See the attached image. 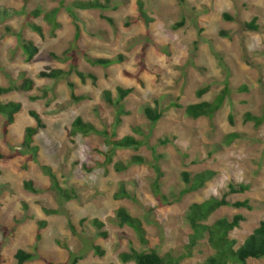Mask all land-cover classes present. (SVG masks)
Listing matches in <instances>:
<instances>
[{
    "label": "rangeland",
    "instance_id": "rangeland-1",
    "mask_svg": "<svg viewBox=\"0 0 264 264\" xmlns=\"http://www.w3.org/2000/svg\"><path fill=\"white\" fill-rule=\"evenodd\" d=\"M64 1L61 6L62 0H0V85L21 84L25 78L36 83L30 92L2 96L4 101H21L23 109L8 134L0 114V264H19V249L36 253L24 264H71L72 252L82 256L77 264H124L120 253L133 247L188 255L193 229L187 211L195 202L222 197L230 183L249 186L228 199L249 200L252 209L223 206L206 223L244 214L246 220L231 232L238 247L264 220V122L257 126L245 119L247 112L264 115V0H109L111 9H76V17L65 7L73 0ZM140 1L150 23L140 14ZM55 8H60L56 29L45 17ZM37 9L40 16L32 17ZM225 13L234 19H225ZM255 17L259 31L245 26ZM181 21L184 24L175 28ZM31 22L44 29V37ZM20 35L40 49L31 61ZM84 54L124 59L106 67L90 63ZM73 66L97 79L83 81L75 71L59 80L39 76L42 70ZM69 82L75 84L77 96L87 98L75 101ZM204 86L210 89L199 97L197 91ZM226 86L229 94L213 117L186 114L185 106L212 101ZM118 87L133 91L118 106L108 104L103 92L112 90L118 99ZM157 104L163 117L153 123L144 108ZM30 110H37L47 126L35 137L36 158L22 145L26 128L36 124ZM77 116L117 138L135 135L143 146L116 149L107 161L113 148L110 138L98 133L70 135ZM230 133L239 136L228 143ZM167 137L171 141L161 144ZM135 154L146 162L131 163ZM118 161L128 168L117 169ZM43 164L52 166L60 184L74 189L77 198H62ZM206 169L215 170V177L199 190L186 192L183 172L194 176ZM27 180H33L40 192L26 189ZM124 185L133 198L115 197ZM121 207L142 219L148 243H142L132 227L118 223ZM45 208L58 212L47 214ZM94 218L105 222L107 238L98 235ZM200 242L182 264H200L214 253L206 238ZM94 245L105 253H97ZM247 264H264V258H251Z\"/></svg>",
    "mask_w": 264,
    "mask_h": 264
},
{
    "label": "trees",
    "instance_id": "trees-1",
    "mask_svg": "<svg viewBox=\"0 0 264 264\" xmlns=\"http://www.w3.org/2000/svg\"><path fill=\"white\" fill-rule=\"evenodd\" d=\"M25 3H28L30 0H24ZM64 0L61 2V6L64 5ZM68 11L76 17V9L80 10H101L105 11L111 9V5L109 4V0L107 2H103L102 0H73L70 4L65 6ZM60 8H55L53 11L46 13L45 17L54 25V29L59 26V23L55 20L56 14L59 12ZM139 11L141 16L145 19L147 23H150L152 18L147 13L144 4L142 1L139 2ZM41 14V10H34L31 12L32 17H39ZM225 19L232 20L234 19L230 14H224ZM110 22H113V19L110 17H106ZM129 24V23H128ZM184 24V21H181L175 24V28L180 27ZM245 26L254 31L260 30V25L257 23V18H253L251 21L246 22ZM30 27L37 32L40 36L44 37V29L35 22L30 23ZM81 36L80 32L77 34V39ZM20 44L27 55V59L29 61L33 60V58L39 53V47L32 41L24 39L20 35ZM56 58H60L57 54H52ZM88 61L94 65H102V66H110L116 62H121L124 59L123 55H118L113 58H104V57H90L87 54H84ZM1 56V54H0ZM72 71H75L80 78L85 81L87 78L93 79L95 81L96 75L93 73H85L83 71L78 70L75 66L72 67L71 70H64L61 68L55 69H47L42 70L39 73L40 77H46L51 79H64L68 77ZM69 87L71 88L72 98L75 101H81L87 98L86 95L77 96L74 91L75 84L73 82H69ZM36 87V83L32 78H25L21 84H12L9 86L0 85V114L4 117V134H8L10 127L15 123L17 115L23 109V103L21 101H4L2 99L3 95H6L12 91H25L30 92ZM210 89L209 86H204L197 91L199 97H202L206 92ZM242 91L247 90V86H241ZM119 98L116 99L113 96L112 90H105L103 92V97L105 101L110 105L118 106L120 104V100L124 99L129 93L133 91L132 88L125 89L123 87H118ZM229 94V88L224 87L219 94L212 101L204 100L196 103H191L185 106L186 114L193 118L200 117H213L216 112L222 108L225 103V100ZM37 97H33L36 99ZM177 107H183L182 105L176 103ZM144 114L146 117L153 123H157L163 117V110L160 109L159 105L156 106L147 105L144 108ZM30 115L34 118L36 124L28 126L25 131L23 147H25L26 151H30L37 157L39 152V146L35 145V137L40 131L46 128V123L42 118L41 114L37 110H30ZM231 123H234L233 117L230 116ZM246 121H254L257 126L261 125L264 122V115H256L251 112L246 113ZM140 132V130H138ZM90 135L92 133H98L104 135L109 139V142L113 145L110 153L108 154L107 161H111L116 149L120 148H133L139 150L141 146H143V140L137 138L135 135L127 134L123 137L117 138L113 132H110L107 129H99L98 126L91 121H86L82 116H77L72 122V126L70 129V135L76 136L77 134ZM238 133H230L228 134V143H231L236 137H238ZM171 140L167 137L165 139H160L161 144H166ZM14 155L4 156L1 155V158L4 157H13ZM158 161V159H156ZM145 163L146 159L144 156L135 154L132 156L131 163ZM116 167L119 170H123L128 168V164H124L121 161L116 163ZM157 171L159 174L162 173L161 168L157 165ZM42 169L45 174H47L50 178L52 188L59 193V195L66 199L71 200L77 198V192L74 189L65 188L60 184V180L54 171L53 167L50 165L43 164ZM216 175L215 170L206 169L204 171L196 173L194 176L188 171L183 172V179L186 182L187 186L185 188L186 192H192L199 190L204 187L206 183L212 180ZM158 178L157 181H159ZM159 184H156V190L159 189ZM26 189L38 193L40 189L37 188L34 184L33 180H27L25 182ZM249 189L248 185L240 184L238 187L230 183L229 190L223 194L222 197L213 196L203 202H195L193 203L189 210L186 213V219L190 223L193 233L190 237V242L187 245L188 247V255L193 254V249L197 246L200 241L203 239H207V242L214 249V253L208 256L205 261L200 264H247L248 260L251 258L254 259H262L264 258V220H261L259 225L252 231L251 234L247 236L242 244L238 247V240L231 237V232L236 228L241 226V222L246 220V216L242 213L236 214L232 219L228 217H222L217 219L213 224H207L206 221L216 210L223 206H234L237 208H248L252 209V205L249 203V200L245 201H231L228 199V196L233 193L245 192ZM117 199L123 198H133V195L125 188V185L115 194ZM47 214L57 213L58 209H49L45 208ZM117 219L118 223L121 226L128 225L132 227L137 233L139 239L142 243H148L147 239V229L141 218L137 216H133L127 208L121 207L117 210ZM83 219L82 221H84ZM92 223L98 229V235L104 238L109 236V233L104 229L105 222L99 218L92 219ZM42 225H46V222L43 221ZM73 232H77L74 224H70ZM40 237V235H38ZM93 248L99 254H104L105 251L99 245H94ZM188 255H183L181 257H176L172 253H168L162 255L156 249L150 250H139L137 248H131L129 251H123L120 253L119 257L124 264H129L133 262V264H182L184 257ZM36 256L35 252H28L24 249H19L16 253V258L19 264H24L26 261L33 260ZM82 258L81 255H76L72 252V262L71 264H77L78 261ZM53 264V263H51Z\"/></svg>",
    "mask_w": 264,
    "mask_h": 264
}]
</instances>
